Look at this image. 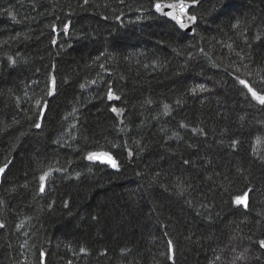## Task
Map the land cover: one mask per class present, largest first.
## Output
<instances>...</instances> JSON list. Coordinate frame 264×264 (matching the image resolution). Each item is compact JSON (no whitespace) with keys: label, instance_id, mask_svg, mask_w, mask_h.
Segmentation results:
<instances>
[{"label":"trees","instance_id":"16d2710c","mask_svg":"<svg viewBox=\"0 0 264 264\" xmlns=\"http://www.w3.org/2000/svg\"><path fill=\"white\" fill-rule=\"evenodd\" d=\"M159 1L0 0V264H264V0Z\"/></svg>","mask_w":264,"mask_h":264},{"label":"snow or ice","instance_id":"6c2138e0","mask_svg":"<svg viewBox=\"0 0 264 264\" xmlns=\"http://www.w3.org/2000/svg\"><path fill=\"white\" fill-rule=\"evenodd\" d=\"M88 0H85V3H87ZM193 3H198V0H193ZM155 10L159 13H161L162 15H166L171 17V19L177 21L180 26L186 27V25L184 24L183 20L181 19V16L186 14L187 12V5L184 3V0H179L178 3H170L167 5H163L161 3H156L154 5ZM165 8H169L172 9L173 11H167L165 12L164 9ZM178 10V11H177ZM175 13V14H174ZM188 20L191 22H195L196 21V16H188ZM65 31H67V27L65 28ZM13 63H15V61H12ZM240 84L244 85L246 88H248V91L251 93L252 97H254L256 100H258L261 104H264V95H258L256 91H254L248 84L246 81L244 80H240L239 81ZM53 84H54V80H53ZM108 98L111 99H119V97H116L113 95V93L111 91L108 92ZM167 108V106H165ZM113 112H117V114L119 115L120 112L116 109L113 108L112 109ZM36 128H40L41 125L39 123L34 125ZM129 155H131V152H129ZM88 160H96V161H100L103 163H106L108 165H110L112 168L114 169H118L119 168V164L117 162L116 159L113 158V156L111 154L108 153H91L88 155L87 157ZM187 163V161L185 162ZM7 167V164L4 165V167H0V174H2L5 170V168ZM47 173L44 176L40 177L41 181H44L47 177ZM41 192L44 191V187L41 186L39 189ZM235 203L237 205H243L245 208L247 207V194H244L242 196H238L235 198ZM0 227H4L3 224H0ZM168 245L169 247H171L172 245V241H168ZM260 245L261 247H264V241H260ZM239 259H243V256L239 257Z\"/></svg>","mask_w":264,"mask_h":264},{"label":"water","instance_id":"95a60500","mask_svg":"<svg viewBox=\"0 0 264 264\" xmlns=\"http://www.w3.org/2000/svg\"><path fill=\"white\" fill-rule=\"evenodd\" d=\"M159 3H161V4H163V5H167V4H170V3H178V2H167V1H164V2H159ZM184 3L187 5V12H186V14H184V15L181 16V19L183 20L184 24L186 25V27H183V28L180 26V24H179L177 21L171 19V17L166 16V15H162L161 13L157 12L156 10H155V11H156L157 14L160 15L161 17L166 18V19L172 21L173 23H175V24H176V25L182 30V32H184V33H188V34H193V33H194V26H195V24H196V21H195V22H191V21H189V20H188V16H190V15H189V10L191 9V7H192L194 4H193V3H190V2H185V1H184ZM164 11L167 12V11H173V10H172V9H169V8H165ZM177 11H178V10H177ZM174 14H175V13H174ZM52 85H53V84H52ZM95 161H96V160H95ZM97 162H100V161H97ZM100 163L103 164V165H108V164L103 163V162H100ZM109 166H110V165H109ZM5 172H6V171L4 170V172H3L2 174H0V181H1L2 177H3V175L5 174Z\"/></svg>","mask_w":264,"mask_h":264},{"label":"bare ground","instance_id":"6f19581e","mask_svg":"<svg viewBox=\"0 0 264 264\" xmlns=\"http://www.w3.org/2000/svg\"><path fill=\"white\" fill-rule=\"evenodd\" d=\"M165 1H167V2H179V1H174V0H171V1H169V0H165ZM159 2H164V1H159ZM185 2H187V1H185ZM158 3V2H157ZM191 3V2H190ZM156 4V3H155ZM194 6V5H193ZM192 6V7H193ZM191 7V8H192ZM154 10H155V7H154ZM191 10V9H190ZM190 10H189V15L190 16H193V15H191V13H190ZM156 12V11H155ZM157 13V12H156ZM160 16V15H159ZM166 19V18H165ZM168 20V19H167ZM170 21V20H169ZM172 22V21H171ZM196 23H197V19H196ZM195 26H196V24H195ZM195 26H194V31H195ZM179 28V27H178ZM180 29V28H179ZM181 30V29H180ZM182 31V30H181ZM184 33V32H183ZM185 34H188V33H185ZM194 34V33H193ZM193 34H188V35H193ZM52 78H53V76H52ZM100 163V162H99ZM7 168H8V165H7V167L5 168V171L7 170Z\"/></svg>","mask_w":264,"mask_h":264}]
</instances>
